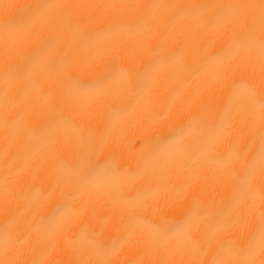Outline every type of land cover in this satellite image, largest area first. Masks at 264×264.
<instances>
[{
    "label": "bare ground",
    "instance_id": "6f19581e",
    "mask_svg": "<svg viewBox=\"0 0 264 264\" xmlns=\"http://www.w3.org/2000/svg\"><path fill=\"white\" fill-rule=\"evenodd\" d=\"M0 264H264V0H0Z\"/></svg>",
    "mask_w": 264,
    "mask_h": 264
}]
</instances>
